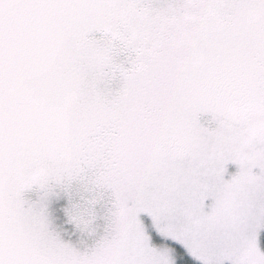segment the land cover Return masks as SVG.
<instances>
[{
	"label": "rangeland",
	"instance_id": "374dc122",
	"mask_svg": "<svg viewBox=\"0 0 264 264\" xmlns=\"http://www.w3.org/2000/svg\"><path fill=\"white\" fill-rule=\"evenodd\" d=\"M188 258L264 264V0H0V264Z\"/></svg>",
	"mask_w": 264,
	"mask_h": 264
},
{
	"label": "trees",
	"instance_id": "16d2710c",
	"mask_svg": "<svg viewBox=\"0 0 264 264\" xmlns=\"http://www.w3.org/2000/svg\"><path fill=\"white\" fill-rule=\"evenodd\" d=\"M196 264L192 259L188 258V264Z\"/></svg>",
	"mask_w": 264,
	"mask_h": 264
}]
</instances>
